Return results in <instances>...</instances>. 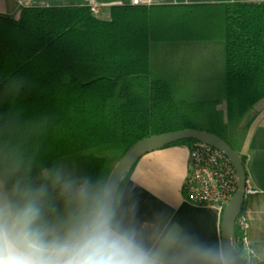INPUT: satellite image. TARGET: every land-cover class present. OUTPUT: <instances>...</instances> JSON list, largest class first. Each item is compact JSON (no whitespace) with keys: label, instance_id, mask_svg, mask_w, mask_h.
Segmentation results:
<instances>
[{"label":"trees","instance_id":"16d2710c","mask_svg":"<svg viewBox=\"0 0 264 264\" xmlns=\"http://www.w3.org/2000/svg\"><path fill=\"white\" fill-rule=\"evenodd\" d=\"M262 100L264 1L119 5L106 21L85 5L0 15V179L14 199L45 188L44 220L59 229L77 207L63 180L105 185L145 138L204 131L243 164ZM234 248L248 264L236 224Z\"/></svg>","mask_w":264,"mask_h":264},{"label":"crops","instance_id":"0c3cea01","mask_svg":"<svg viewBox=\"0 0 264 264\" xmlns=\"http://www.w3.org/2000/svg\"><path fill=\"white\" fill-rule=\"evenodd\" d=\"M262 2L264 0H230ZM182 2V1H181ZM91 6L100 20L122 0H0V15L16 19L25 7ZM241 149L246 175L241 209L247 229L244 248L248 264H264V100ZM190 170L189 146L174 145L143 155L122 180L115 199L117 218L136 230L149 249L161 253L162 264H225L220 235L222 212L215 206L186 201L182 187ZM174 233L176 239L166 242ZM211 250L204 257L195 249Z\"/></svg>","mask_w":264,"mask_h":264},{"label":"clouds","instance_id":"9594fccd","mask_svg":"<svg viewBox=\"0 0 264 264\" xmlns=\"http://www.w3.org/2000/svg\"><path fill=\"white\" fill-rule=\"evenodd\" d=\"M61 180L55 177L57 183ZM114 191L87 180L78 187L73 180H63V192L70 193L77 207L59 229L44 220L40 201L45 188L21 191L17 186L18 199L0 190V264H162L161 253L147 248L136 230L117 218ZM175 239L170 233L166 242Z\"/></svg>","mask_w":264,"mask_h":264},{"label":"water","instance_id":"95a60500","mask_svg":"<svg viewBox=\"0 0 264 264\" xmlns=\"http://www.w3.org/2000/svg\"><path fill=\"white\" fill-rule=\"evenodd\" d=\"M181 141H193L214 148L230 162L234 169L236 175V189L230 201L222 211L220 235L225 264H236L234 228L236 220L241 214L246 189V175L239 154L232 150L230 146H228L224 141L215 135L204 131L185 129L178 132L151 136L138 141L136 144L131 146L119 159L105 182V185H110L115 190L113 205L115 203L118 189L122 180L139 158L145 154ZM0 190L7 192L6 187L1 179Z\"/></svg>","mask_w":264,"mask_h":264},{"label":"built area","instance_id":"2783aa9c","mask_svg":"<svg viewBox=\"0 0 264 264\" xmlns=\"http://www.w3.org/2000/svg\"><path fill=\"white\" fill-rule=\"evenodd\" d=\"M24 0H20L23 2ZM230 0H122V5H216L230 3ZM93 11V7L89 6ZM190 170L183 183V193L187 202L194 205H210L221 212L230 201L236 189V175L230 162L214 148L194 142L189 147ZM242 234L244 246L247 224L240 215L236 220Z\"/></svg>","mask_w":264,"mask_h":264},{"label":"rangeland","instance_id":"374dc122","mask_svg":"<svg viewBox=\"0 0 264 264\" xmlns=\"http://www.w3.org/2000/svg\"><path fill=\"white\" fill-rule=\"evenodd\" d=\"M175 1H177V2H181V1H183V0H175ZM97 18V17H96ZM256 106V105H255ZM255 106L253 107V109H252V111L247 115V118H246V120H245V122H249V123H251L252 124V122H253V120H254V118H255ZM221 109H224V106H221L220 107ZM244 122V123H245Z\"/></svg>","mask_w":264,"mask_h":264}]
</instances>
